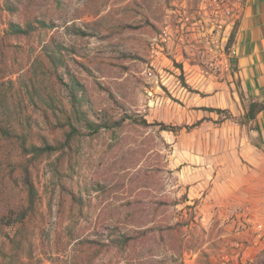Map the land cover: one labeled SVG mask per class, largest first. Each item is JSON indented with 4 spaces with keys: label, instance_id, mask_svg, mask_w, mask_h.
Wrapping results in <instances>:
<instances>
[{
    "label": "rangeland",
    "instance_id": "rangeland-1",
    "mask_svg": "<svg viewBox=\"0 0 264 264\" xmlns=\"http://www.w3.org/2000/svg\"><path fill=\"white\" fill-rule=\"evenodd\" d=\"M244 2L0 0L3 81L20 93L32 141L60 146L77 131L32 169L39 212L19 233L5 228L6 254L23 235L21 264H264L263 216L241 207L221 215L205 198L224 149L219 122L201 127L194 107L216 83L231 82L230 37ZM35 19L52 28L28 39L7 35L11 24ZM53 45L64 48L62 64L51 61ZM69 74L88 105L73 106ZM32 87L44 102L38 107ZM93 112L120 125L92 131ZM5 146L17 154L15 144ZM17 177L3 196L12 205L25 201ZM124 236L133 239L121 248Z\"/></svg>",
    "mask_w": 264,
    "mask_h": 264
},
{
    "label": "crops",
    "instance_id": "crops-1",
    "mask_svg": "<svg viewBox=\"0 0 264 264\" xmlns=\"http://www.w3.org/2000/svg\"><path fill=\"white\" fill-rule=\"evenodd\" d=\"M231 54V82L216 83L194 106L201 127L219 122L215 130L224 149L213 162V189L205 198L221 215L241 207L264 218V0H245ZM250 105L260 110L246 119ZM209 108L226 110L236 120L220 118Z\"/></svg>",
    "mask_w": 264,
    "mask_h": 264
},
{
    "label": "trees",
    "instance_id": "trees-1",
    "mask_svg": "<svg viewBox=\"0 0 264 264\" xmlns=\"http://www.w3.org/2000/svg\"><path fill=\"white\" fill-rule=\"evenodd\" d=\"M45 0H36V5L40 6V3H44ZM52 28L51 23H46L41 20H27L23 24H11L7 35L20 38H31L38 32L44 29ZM234 35L230 37V42L233 41ZM55 51H51L50 58L52 63L62 64L60 57L61 49L63 46L53 45ZM8 45L3 42V38L0 35V237L4 235L5 228L10 225H17L19 229L22 228L27 220L35 218L39 212L40 198L38 190L33 182L32 172L36 163L44 156H47L59 148H65L69 145L71 138H74L77 134L75 128L66 134L64 142L60 143V146H53L48 142H44L42 146H37L33 141V131L31 129V123L29 118L26 117V106L18 91H14L11 87V82H4V76L7 73L6 62V49ZM59 55L57 57L56 55ZM55 55V56H54ZM56 57V58H55ZM69 81L67 82L68 93L71 98L73 106H80L81 103L88 105L89 102L85 99V88L77 78L72 74H69ZM29 99L38 107L39 103H44L41 100L40 95L36 92V89L32 87L29 92ZM49 107V104H45ZM90 108V107H89ZM249 112L245 116L246 119H253L255 113L260 110V106L250 105ZM209 112H215L218 115H225V119L236 120L226 110L206 109ZM96 120L87 121V126L92 131H99L103 129H114L120 125V122H116L109 117L98 115ZM133 122H137L141 125L148 126L145 120H135L129 118ZM158 126L162 131L177 132L181 130L180 127L168 126L162 123L153 124ZM189 128V127H188ZM5 144L16 146L17 154L13 155L6 147ZM17 175L21 177V184L25 191V201L20 205H12L4 199L6 188H10L13 184L17 183ZM73 199H76L73 196ZM17 233V236H18ZM25 237L23 235L20 238L16 237L13 241V249L10 254H6L4 249L0 248V264H21L20 254L22 253L23 246L25 245ZM133 238L122 237L119 245L124 248L129 244Z\"/></svg>",
    "mask_w": 264,
    "mask_h": 264
}]
</instances>
